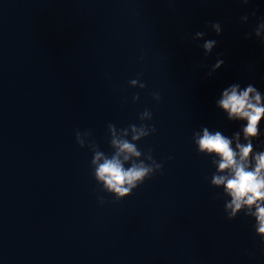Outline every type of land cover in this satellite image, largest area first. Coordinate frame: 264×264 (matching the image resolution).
Instances as JSON below:
<instances>
[{"label":"water","instance_id":"obj_1","mask_svg":"<svg viewBox=\"0 0 264 264\" xmlns=\"http://www.w3.org/2000/svg\"><path fill=\"white\" fill-rule=\"evenodd\" d=\"M0 264H264V0H0Z\"/></svg>","mask_w":264,"mask_h":264}]
</instances>
